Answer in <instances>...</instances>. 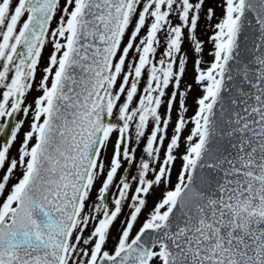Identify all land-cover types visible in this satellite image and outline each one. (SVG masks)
<instances>
[{
  "label": "snow or ice",
  "instance_id": "1",
  "mask_svg": "<svg viewBox=\"0 0 264 264\" xmlns=\"http://www.w3.org/2000/svg\"><path fill=\"white\" fill-rule=\"evenodd\" d=\"M0 137V264H264V0H0Z\"/></svg>",
  "mask_w": 264,
  "mask_h": 264
},
{
  "label": "rangeland",
  "instance_id": "2",
  "mask_svg": "<svg viewBox=\"0 0 264 264\" xmlns=\"http://www.w3.org/2000/svg\"><path fill=\"white\" fill-rule=\"evenodd\" d=\"M208 5H206L207 7ZM217 14H219V10H217ZM213 23H215V21H213ZM198 35L200 37L201 40H207V33H206V29H205V24H204V21L201 20L200 22V26L198 28ZM211 48V45L210 44H205V59L206 60H211V56L207 55L208 53V50ZM52 48H51V45H48L45 50L43 51V61H42V64H41V67H43L44 64L47 63V58L51 52ZM193 73H192V70H191V63H189V74H188V77L187 79L190 81L191 80V77H192ZM39 78L40 76L38 75L37 76V81H39ZM39 95L38 92H33L29 97H28V100L31 101L32 98L34 96H37ZM196 95H198L197 92H193L188 100V105H189V108H190V111H189V115L192 114V111L195 109V104H194V99L193 97H195ZM174 119H175V115H174ZM27 130V124L24 126V131ZM21 137H22V134H21ZM0 139H4L3 137H0ZM19 146V141L16 142V144L13 146V148L11 149V154L13 156L16 155V151H17V147ZM181 151H183V148H181ZM179 167V162H177V168ZM0 175H2V173H0ZM17 175H19V173H17ZM173 181H175V173L173 174V177H172ZM12 182H15V181H12ZM99 186V185H98ZM160 194V190L159 189H156L154 191V193L152 195H150L148 197V202H149V207H151V205L155 202V200L158 198ZM128 212V209L125 208L124 209V214L126 215ZM121 219H123V216L121 217ZM120 225V220H117L115 222V227H113V235L115 236L116 235V231H117V228L119 227Z\"/></svg>",
  "mask_w": 264,
  "mask_h": 264
},
{
  "label": "water",
  "instance_id": "3",
  "mask_svg": "<svg viewBox=\"0 0 264 264\" xmlns=\"http://www.w3.org/2000/svg\"><path fill=\"white\" fill-rule=\"evenodd\" d=\"M4 139H6V137H3Z\"/></svg>",
  "mask_w": 264,
  "mask_h": 264
}]
</instances>
